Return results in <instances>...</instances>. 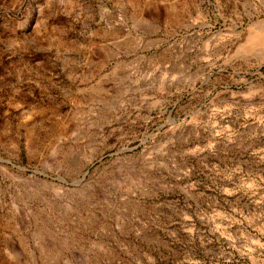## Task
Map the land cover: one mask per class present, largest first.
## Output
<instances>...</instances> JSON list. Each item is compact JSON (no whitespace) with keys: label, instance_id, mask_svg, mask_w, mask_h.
I'll list each match as a JSON object with an SVG mask.
<instances>
[{"label":"rangeland","instance_id":"obj_1","mask_svg":"<svg viewBox=\"0 0 264 264\" xmlns=\"http://www.w3.org/2000/svg\"><path fill=\"white\" fill-rule=\"evenodd\" d=\"M0 264H264V0H0Z\"/></svg>","mask_w":264,"mask_h":264}]
</instances>
